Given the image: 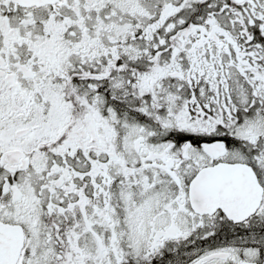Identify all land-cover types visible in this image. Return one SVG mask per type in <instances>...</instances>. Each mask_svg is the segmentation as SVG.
<instances>
[{"label":"snow or ice","instance_id":"obj_1","mask_svg":"<svg viewBox=\"0 0 264 264\" xmlns=\"http://www.w3.org/2000/svg\"><path fill=\"white\" fill-rule=\"evenodd\" d=\"M0 264H264V0H0Z\"/></svg>","mask_w":264,"mask_h":264}]
</instances>
